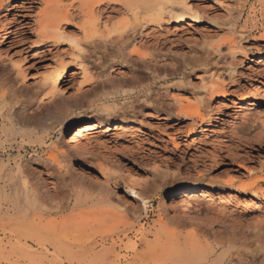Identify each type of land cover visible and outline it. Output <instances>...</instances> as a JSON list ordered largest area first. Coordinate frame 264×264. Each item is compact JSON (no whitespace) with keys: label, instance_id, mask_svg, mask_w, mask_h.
Returning <instances> with one entry per match:
<instances>
[{"label":"rangeland","instance_id":"obj_1","mask_svg":"<svg viewBox=\"0 0 264 264\" xmlns=\"http://www.w3.org/2000/svg\"><path fill=\"white\" fill-rule=\"evenodd\" d=\"M91 1L0 0L4 100L27 94L29 114L71 109L78 120L107 122L84 139L92 154L68 164L59 155L64 127L33 131L32 140H42L35 147L18 127L0 133V264H264V227L250 220L264 218V199L228 187L264 174V7L258 0H158L167 12L156 23L153 0H134L143 24L122 62L110 46L102 54L90 45L101 39H86ZM123 9L103 6L92 17L110 30L133 22ZM64 13L62 38L48 41L43 27L53 35ZM235 17L232 27L227 22ZM132 52L150 54L136 64L142 71L129 60ZM59 66L63 80L51 90L46 77ZM216 79L218 85L207 84ZM139 88L143 97L131 108L121 98L98 100L110 90ZM97 106L114 112L105 117ZM185 181L219 194L212 203L194 194L189 202L212 216L167 222V188ZM146 185L159 191L143 194L149 203L142 208L138 193ZM259 187L264 191V183Z\"/></svg>","mask_w":264,"mask_h":264},{"label":"bare ground","instance_id":"obj_2","mask_svg":"<svg viewBox=\"0 0 264 264\" xmlns=\"http://www.w3.org/2000/svg\"><path fill=\"white\" fill-rule=\"evenodd\" d=\"M165 1L167 2V4L171 3L170 0H165ZM176 1H174V2H176ZM180 1L186 2L185 0H180ZM258 1L263 8L264 7V0H258ZM133 2H134V0H92L89 3L88 8L90 10L91 15H90L89 19L87 18L88 20H86L83 27L86 30L85 31L86 32L85 37L87 40L91 41L94 38H98L97 40L101 39L100 44H97L98 42L94 43V41H91V44H90L95 50L99 51V53L101 51H105L107 49V46H110L112 48L111 50L113 51L115 56H119L121 58L120 60L123 62V60H124L123 58H125V55H126L124 53V51L126 50V48L128 46L129 37L132 36L134 34V32L143 24V21L142 20L140 21V19H139L138 14H140V13L137 12L138 8L134 4H132ZM183 2H182L183 7H186ZM117 4L118 5L121 4L124 7L123 14H125L126 16H128V14H130V13L132 14L133 22L132 23L126 22L123 24L121 23L119 25H116L115 27H112V29H110V30L108 29L106 31L105 30L101 31V28H100L99 23H98V19L95 17H92L93 12H95V9H97V8H100L103 6L117 5ZM58 10H60V9H58ZM63 10H65V9H63ZM166 10H167V6L164 3L158 2V0H153V2H151V6H150L152 22L157 23L160 20H162V16L167 12ZM171 10H173L172 6H171ZM188 11H189V9H188ZM175 14H174V17L176 18L177 22H179V23L182 22L183 18H184V14H178L176 16H175ZM64 15H65V13H64ZM93 16H95V15H93ZM170 16H171V13H170ZM186 17H187V15H186ZM238 17L239 16H237V18ZM237 18L235 17L234 19H232L231 21H228L227 23L233 27L236 23ZM186 19H188L190 21L194 20V18L193 17L191 18L190 16L187 17ZM67 20H68V15L66 14L62 19H60L54 23L55 24L54 29L56 30V33H54L53 35L50 34L49 32H51V31L53 32L54 30L52 29L49 31V29H51L50 26L48 24L47 25L45 24L46 26L43 27L44 28L43 29L44 38L47 39L48 41L54 40V38H56L57 40L61 39L62 33H58V31L60 29L59 24L61 22H68ZM45 23H47V22H45ZM77 47H78L77 49L79 50V52H81L82 48L79 46V44H77ZM216 50H218V47H216ZM101 53L103 54V52H101ZM146 57H150V54H143V52H132L129 55V60H132V63H134V65L136 66L135 70H138V71L141 70L142 71L143 67H138L136 64H137V62H139L140 60L142 61ZM63 66H59V68H56L55 70L51 71L47 75L46 83L48 82L47 85L51 88V90H57L58 87L60 86V84L63 80V75H64L63 74V72H64ZM79 66L81 69H83V72L85 73V75H87V77L89 76V80L92 81L93 77H91L90 74L87 72V70L84 68L82 60H80ZM214 75H215V73L214 74L211 73L209 75V78L210 79L214 78L215 77ZM141 77L142 78H140L141 79L140 81H143V73H142ZM212 80H210L209 83L207 82V84H209V85L210 84H217V82L219 81L218 79H216L215 81H212ZM130 84L125 83L124 87L129 88ZM205 85H206L205 83L201 82V84H200L201 89H205L206 88ZM55 94H57V92ZM22 95L23 94H21V96ZM139 95L143 97V88H139V90H128V91L122 92V93L119 90L114 89V90H110L106 94H101V96L98 100H102V98H103V100H105L106 102L111 101L114 104L118 98H121L125 103V107L131 108L132 104H134L135 100H137ZM16 97H17V95H13L12 100H15L18 98V97L17 98ZM4 98H5L4 95L0 94V126H1L0 133H4V131H5L4 128L7 126H9V128H10V126L11 127H18L19 130L21 131V133H23L22 137L27 138L30 141L31 145L35 147V145L41 144L42 140H38V141L32 140L33 131L43 130V129H47L49 127L52 128V126H54L56 128L57 127H64L63 136H62V139L60 141V145H61L60 151H62V152L59 153V155L62 158L61 164H63V162L68 164V160L71 157L75 158L77 154L78 155L80 154V156H84V157L92 154V153H89V149L87 148V145L84 143V139L92 131H94L95 129H98L100 126L104 125V123H107L104 121V118L95 119V121H93V122H85L83 120H78V119H76L77 115L75 114V111L71 110V109H68L64 112H61L60 110H58L56 108H50L49 109L46 107V109H48V110L45 109V111L43 110V112L29 114L28 110H29V107H30L31 101H32L31 97L29 95L24 94L22 97V98H24V100L23 101H16V103H13L12 101L7 103L6 101H8V100L5 101ZM201 100H202L201 93H199V92L196 93L195 101L199 103V102H201ZM82 103H84V102H82ZM94 106H96V105L93 102H91L86 107L88 109H91ZM249 106H251V105L249 104ZM97 107H95V108L97 109ZM133 107H134V105H133ZM251 107L248 109L249 111L254 109ZM97 112L100 113L101 115H105V117H106V116H109L114 111L110 110L107 107L101 106V108L98 107ZM193 114L196 117L203 120V117L199 114L198 111L193 112ZM26 130H27V132H26ZM67 146H68V148H67ZM52 159H51V161H52ZM27 167L28 166L26 165V167L21 169V171L27 172L28 171ZM0 172H1V168H0ZM253 177H252V175L248 174V175H246V178L248 180L247 182L242 183L238 186H234V183L230 182L228 187H230L231 189H234V191L237 193H247V194H250L252 196H255V197L259 196L262 199H264L263 188L259 187V184L264 183V174L262 176H259L258 178H253ZM189 183H190L189 181H185L180 186L175 185V186H171V187L167 188V192L165 193V201L162 204V211H163L162 218H163V220H166L167 222H175V220H173V219L184 218V219H187L190 221H196L198 218H200L203 215H205V216L211 215L210 214L211 210H209L208 207L205 208L206 210H202L199 208L200 207L199 205L194 204L195 205L194 207L189 208L188 207L189 202H191L190 199L194 194L195 198L198 199L199 201L201 198H203L202 202H200L203 204V203H207L208 201L211 202V201L215 200V197L219 194H216V191L205 189L203 184H189ZM153 186L151 187V186L146 185L144 187H141V189L139 188L140 192L138 191L139 192L138 196L142 201V208H146V206H147L146 204L149 203L145 198H143V194H148V192H150L151 190L159 191L158 188H155V190H154ZM133 188H135V187H133ZM62 190H64V189H62ZM100 191L102 192L104 190L100 189ZM131 191L134 194L135 191H133V190H131ZM135 194H136V192H135ZM209 208H210V206H209ZM253 210L255 211V210H257V208H255ZM170 216L172 217V220L169 219ZM211 216H210V218H211ZM250 220L253 221L254 223L258 224L259 226L264 227V218H261L260 216H257L254 214H251ZM40 248L42 249V247H40Z\"/></svg>","mask_w":264,"mask_h":264}]
</instances>
